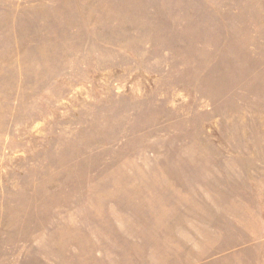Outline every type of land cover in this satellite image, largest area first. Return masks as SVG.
Instances as JSON below:
<instances>
[{
	"label": "rangeland",
	"instance_id": "1",
	"mask_svg": "<svg viewBox=\"0 0 264 264\" xmlns=\"http://www.w3.org/2000/svg\"><path fill=\"white\" fill-rule=\"evenodd\" d=\"M0 264H264V0H0Z\"/></svg>",
	"mask_w": 264,
	"mask_h": 264
}]
</instances>
